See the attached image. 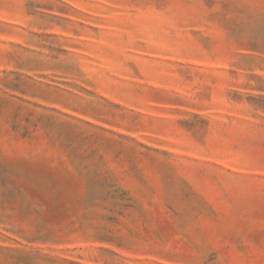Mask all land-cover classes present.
<instances>
[{
  "label": "rangeland",
  "instance_id": "obj_1",
  "mask_svg": "<svg viewBox=\"0 0 264 264\" xmlns=\"http://www.w3.org/2000/svg\"><path fill=\"white\" fill-rule=\"evenodd\" d=\"M0 264H264V0H0Z\"/></svg>",
  "mask_w": 264,
  "mask_h": 264
}]
</instances>
